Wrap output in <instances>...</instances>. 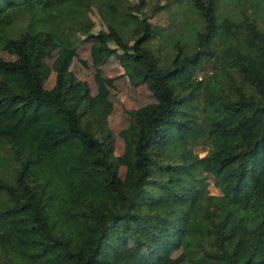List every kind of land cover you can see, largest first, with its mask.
I'll use <instances>...</instances> for the list:
<instances>
[{"label":"trees","instance_id":"obj_1","mask_svg":"<svg viewBox=\"0 0 264 264\" xmlns=\"http://www.w3.org/2000/svg\"><path fill=\"white\" fill-rule=\"evenodd\" d=\"M147 2L0 0V264H97L110 232L157 253L140 264H264V0H167L166 27ZM77 31L157 101L130 112L126 186L87 81L61 61L42 85L48 40L72 50Z\"/></svg>","mask_w":264,"mask_h":264},{"label":"rangeland","instance_id":"obj_2","mask_svg":"<svg viewBox=\"0 0 264 264\" xmlns=\"http://www.w3.org/2000/svg\"><path fill=\"white\" fill-rule=\"evenodd\" d=\"M166 1L148 0L146 7L143 8V14H146V19L152 24L166 27L173 22V18L175 22L176 15H172L171 10L165 7ZM125 2L135 5L137 0H125ZM156 4L159 8L153 12L152 9ZM227 6H229L228 0H222L221 7ZM89 17L93 21L91 32L96 33L106 29L105 21L94 6L89 11ZM73 38L79 41L72 50L62 49L54 41L48 40L47 44L51 48V53L43 59L41 65L42 85L44 88H51L56 67L61 61L64 62L66 70L74 73L77 78L87 81L92 103L99 106L94 116L90 118L89 128L100 138L107 135L111 157L117 164L122 185L126 186V162L131 157L132 148L124 136L130 125V112L147 105L154 106L157 102L156 98L143 81L134 82L132 80V76L125 71L115 55H104L103 45L119 51L114 42L107 40L105 43H100L95 38L87 37L79 31L73 35ZM155 41L153 39V45L158 46L161 53H164L163 43L158 37ZM24 44L27 51L33 53L36 49L34 35L25 34ZM0 55L4 59L15 57L12 40L0 47ZM205 121L206 119L202 116L200 122L204 124ZM208 149L207 145L199 147L198 151L204 153ZM201 175L203 184L210 191H216L212 187L211 176L203 172ZM156 258V252L148 251L133 242L126 234L110 232L105 243V253L99 256L96 262L97 264H140L145 259Z\"/></svg>","mask_w":264,"mask_h":264}]
</instances>
